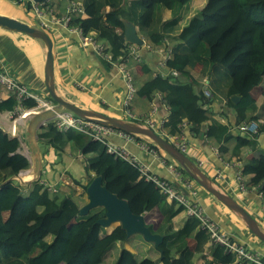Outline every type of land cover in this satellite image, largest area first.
I'll return each mask as SVG.
<instances>
[{
	"label": "trees",
	"instance_id": "obj_1",
	"mask_svg": "<svg viewBox=\"0 0 264 264\" xmlns=\"http://www.w3.org/2000/svg\"><path fill=\"white\" fill-rule=\"evenodd\" d=\"M69 1L80 3L86 16H73L69 27L84 35L95 34L114 61L129 56L123 21L134 24L152 47H166L173 41L167 47L171 52L165 62L167 74L151 77L136 87L135 95L147 101L160 96L161 102H156L167 107L163 128L168 137L181 134V125L187 124L194 135L220 144V155L226 152L223 146L230 140H235L233 156H238L242 147L258 146L256 139L241 128L257 118L248 117V113L258 111L251 92L264 80V0H205L193 16H186L185 4L189 1L182 0ZM27 9L31 10L30 3ZM165 11L170 13L169 19H164ZM141 68L144 74H150L146 67ZM197 68L198 78L192 74ZM203 79L207 81L210 97L204 95ZM232 96H240L241 100L234 104ZM45 98L53 102L49 96ZM218 99L225 103L227 111L234 113V125L212 118L213 104ZM34 106L33 100L20 105L15 97L9 96L0 102V113L15 114L20 108ZM233 130H237L236 134ZM258 132H264V123ZM38 142L59 153L70 145L73 150H83L84 155L93 154L86 160V175L90 177V172H95V176H101L107 190L126 201L134 214L150 212L156 206L159 224L156 228L145 224L151 233L163 237L160 249L170 264H195L196 255L203 260L202 264H236L234 254L226 252L223 246L210 244L209 235L199 228L197 219L187 217L175 229L173 219L184 208L175 201H167L154 183L140 179L139 172L129 163L108 154L104 144L73 130L61 133L52 123L38 133ZM152 147L157 149L155 145ZM21 150V140L0 128V264H103L114 246L129 242L120 226L106 233L95 223L104 217L103 209L79 217V206L71 191L60 196L51 194L40 180L30 185L9 181L30 167ZM241 174L251 176L248 186L257 188L264 201V151L246 162ZM71 180L83 190L88 183ZM171 184L189 197L179 184ZM208 243L207 258L204 252ZM137 249L132 252L121 249L113 264H154L153 254L160 255L158 251L150 252L152 258L141 259L137 256L142 249ZM114 256L115 253L110 264Z\"/></svg>",
	"mask_w": 264,
	"mask_h": 264
},
{
	"label": "crops",
	"instance_id": "obj_2",
	"mask_svg": "<svg viewBox=\"0 0 264 264\" xmlns=\"http://www.w3.org/2000/svg\"><path fill=\"white\" fill-rule=\"evenodd\" d=\"M54 1V4H50V1L46 4L52 11V15L59 19L66 16L68 9L74 4L68 0ZM27 4L26 1L0 0V15L26 22L43 29L49 34L53 44L54 58L51 84L55 92L81 109L127 121V117L122 112L126 87L117 70L114 67L106 66L102 59L89 47L81 46L75 33L69 32L60 25L50 23L46 29L42 28L33 12L27 9ZM164 14L165 19L170 18L168 11H165ZM81 17L86 18L85 15ZM159 47L155 46L151 50H147L143 46L129 45L126 48L129 52V58L126 61L127 69L133 76L136 86H140L157 74L162 76L167 74L168 69L163 65L164 54L158 52L159 50L157 51V49H160ZM134 53L137 54L139 61H135ZM44 63L45 47L39 40L0 27V73L5 72L32 92L44 93L46 97L48 91L45 86ZM142 66L146 67L150 74H144ZM197 70L199 71V68L192 71L196 78H198ZM261 84L251 92V96L258 105V111L255 114L248 113V117L255 116L257 118L242 125L248 127V130H244L245 133L256 139L258 146L255 149L242 147L239 155L233 156L232 149L235 140H230L223 146L226 148V152L219 155L218 148L221 145L213 139L196 136L189 130V127L183 128L180 135L186 141L187 149L183 154L188 160L191 172L196 176H200L202 181L206 182L212 189L223 193L242 207L264 234V201L257 188L248 186L251 176L241 174L243 165L249 160L259 157L264 151V132H258V127L264 123V85ZM7 98L8 94L0 85V101ZM158 100L160 101L159 95L153 97L152 101L135 96L132 102V111L135 117L140 120L151 119L155 123L166 121L167 107L163 103L158 106L156 102ZM224 105L225 103L220 99L216 100L213 104L214 114L212 118L222 124L227 121L234 125L235 115L227 111ZM12 114L9 112L0 113V128L10 137H13L11 134L15 133V136L21 140V153L30 163L26 173L31 174L32 179L36 178L34 180H40V182H46L51 187H55L57 189L56 194L60 196L63 195V192H72L76 188L71 179L77 181L84 179V185L88 182L89 177L86 175L85 164L86 160L91 158L93 154L84 155L83 150H73L70 145H67L62 153L56 152L47 146L41 150L38 140L35 143L26 136V118L13 120L11 118ZM208 124L209 122L205 125ZM164 131L167 134L165 129ZM236 131L233 130L232 133L236 134ZM138 141L152 144L151 141L145 138H140ZM168 141L174 146L175 140L173 142L172 139H168ZM109 142L112 145L124 148L147 168L151 175L158 179L177 183L183 187L184 181L174 178L169 169L149 152L143 151L134 143H127L117 136H111ZM157 149L163 157L169 159L159 148ZM169 162H172V160L169 159ZM176 167L182 169L178 164H176ZM181 172L183 178L189 180L192 190L195 191L194 197H191L188 193L189 198L203 209L206 216L235 241L247 245L264 257V243L255 237L242 217L206 192L184 170ZM239 175L243 177L244 190L240 189L237 180ZM63 180L66 181L64 184L62 183ZM13 182L18 184L22 181L15 178ZM160 194L162 195V193ZM75 202L81 207L87 203V200L80 202V205L77 201ZM185 220L186 215L182 211L173 219L174 228L179 229ZM106 233H110V231ZM209 246L208 243L204 252L207 258L209 257ZM148 248H150L149 245ZM127 250L132 252L130 248ZM152 256L149 257L152 258ZM153 260L154 264H163L157 263L158 260L154 258ZM202 261L199 255L194 257L195 264H202Z\"/></svg>",
	"mask_w": 264,
	"mask_h": 264
},
{
	"label": "built area",
	"instance_id": "obj_3",
	"mask_svg": "<svg viewBox=\"0 0 264 264\" xmlns=\"http://www.w3.org/2000/svg\"><path fill=\"white\" fill-rule=\"evenodd\" d=\"M19 1H26V3H30V11L33 12L35 18L38 20L42 28L46 29L50 24L60 25L61 27H64L69 32H73L77 35L81 46L85 48L89 47L100 59L108 63L111 67H114L121 75L126 87V96L124 99L122 111L123 114H125L127 119L145 125L149 129L156 132L158 135L168 137L165 134L163 128V124L165 121H163L162 123H155L151 119L140 120L136 118L131 111V104L136 95V89L133 85L132 75L130 74L126 65V61L129 56L124 60L119 59L117 61H114L111 54L106 51V46L96 39L95 34L90 33L88 35H84L79 29L69 27L73 16L80 17L83 15L80 3H74L73 5H71L66 16L59 19L56 16L52 15V11L48 8V5L46 3L49 0H46L45 3H33L30 0ZM143 47H145V49L147 50H151L153 48L150 45H143ZM158 50L159 49H157V51ZM158 52L164 54L163 65L165 66V62L171 57L170 49H160ZM134 59L135 61H139L137 54L135 53ZM202 83L204 86V95L206 97H210L211 95L209 90L207 89L206 79H203ZM0 85L5 89L8 97H15V100L20 105L22 102L27 100H33L35 102V106L30 109H18V111L13 114L15 116L18 113L20 115L18 119H21L24 114H27V117H29L31 115H34L35 113L52 110L55 106L53 102L47 100L46 98L42 99L26 86L16 82L5 72L0 73ZM11 118H13V116ZM49 123H52V125L61 133L73 130L89 136L92 141L104 144L107 148L108 154L114 157H118L129 163L135 170L139 172L140 178L144 179L147 182L154 183L167 201H175L178 205H181L184 208L183 212L185 213L186 218L188 217L197 219L200 223L199 228L204 230L209 235L210 244L223 246L226 249V252L234 254L236 257V264H264V257L253 251L247 245L235 241L229 234L223 232L215 222H213L206 216L203 209L196 202H193L189 197H186L185 195L179 193L170 182L158 179L157 177L151 175L148 172L147 168H145L134 156H131L124 148L112 145L109 142V138L111 136H117L127 143H134L141 150L149 152L155 158H158L159 161L169 169L174 178L182 182L184 181L183 188L189 193L191 197H194L195 191L192 190L189 180L184 179L182 172L178 167H176V164L173 161L169 162V159L163 157L158 149L152 147L153 144L148 142L146 143L145 141H138V139L140 138L135 135L128 134L108 125L87 121L75 116L68 111H62L61 113L55 115L52 119L46 121L43 125V128H46ZM186 127H188L187 124H182L181 130ZM241 129L248 130V128L244 126ZM11 135L13 137H16L15 133H12ZM168 139H172L173 142L175 140L174 146L180 152H186L187 145L182 135L178 134L174 137H168ZM237 180L240 185V189L244 190L243 177L239 175L237 177ZM41 183L51 194L57 193V189L55 187H51L46 182Z\"/></svg>",
	"mask_w": 264,
	"mask_h": 264
},
{
	"label": "water",
	"instance_id": "obj_4",
	"mask_svg": "<svg viewBox=\"0 0 264 264\" xmlns=\"http://www.w3.org/2000/svg\"><path fill=\"white\" fill-rule=\"evenodd\" d=\"M32 1L35 3H41L45 0ZM123 25L125 44L142 47L144 45V41L138 35V30L136 29L134 24L128 21H123ZM0 27L37 39L45 47V86L48 91V96L54 102L55 106L52 110L35 113L34 115L26 118V136L37 143L38 131L42 129L44 123L52 119L58 113H61L62 111H68L75 116L87 121L108 125L128 134L135 135L138 138H145L146 140L151 141L153 145L159 148L166 156L172 159V161L176 162V164L182 167V169L186 173H188L193 178V180L196 181L206 192L210 193L230 210L238 213L242 217L248 228L255 235V237H257L264 243V234L258 229L256 223L246 213V211L223 193L212 189L209 185H207L206 182L202 181L200 176L194 175L191 172L190 167L188 166V160L185 155L180 152L175 146H173L169 141H167L145 125L130 120L122 121L102 115L97 112L84 110L60 97L55 92L51 84L54 64L52 52L53 44L49 34L46 31L40 28H36L26 22L4 15H0ZM230 100L232 101V103L237 104L241 100V97L232 96ZM26 172L27 171L20 172L16 177L10 178L9 181H13V179L15 178H17L18 180L23 179L22 182L18 183L20 185H30L32 182L36 181H25L24 178H22V175ZM4 184L5 183H3L2 185ZM84 193L87 196V203L79 207V217H85L91 211L102 208L105 212L104 217L97 219L95 221L96 224H98L103 229H107L110 226L117 224L125 232L126 238L135 235L141 236L142 240H144L146 243H151L153 247L159 252L160 258L158 261L164 259L162 251L160 249V245L163 242V237L151 233V231L145 224V213H141L139 215L134 214L126 201L118 198V196L110 193L107 190V188L103 185L101 176H94L91 181L87 183ZM122 244V242L119 243L120 246Z\"/></svg>",
	"mask_w": 264,
	"mask_h": 264
},
{
	"label": "rangeland",
	"instance_id": "obj_5",
	"mask_svg": "<svg viewBox=\"0 0 264 264\" xmlns=\"http://www.w3.org/2000/svg\"><path fill=\"white\" fill-rule=\"evenodd\" d=\"M10 1H12V0H10ZM50 2V4H54L55 3V1L54 0H49ZM130 0H125V2H129ZM187 1H189L188 3H186ZM182 2H185L186 4H185V6L186 7H188V9H187V11H186V16H193V15H195L201 8H202V6H203V4H204V2H205V0H182ZM51 6V5H50ZM190 7V8H189ZM164 19L166 18L165 17V14H164ZM169 18V17H168ZM36 28H38V27H36ZM139 33V32H138ZM142 39H143V41H144V46H147V45H150L149 43H147V39L145 38V36H144V38L142 37V35L139 33L138 34ZM146 39V40H145ZM146 41V42H145ZM173 41H169V44H168V46H163V45H161L159 48L160 49H162V50H166L167 49V47H171L172 45H173V43H172ZM159 49V50H160ZM132 80H133V85H134V87H135V89H136V87H138V86H136L135 85V83H134V79H133V76H132ZM261 85H264V81L262 82V84ZM34 93H36L39 97H41L42 99L43 98H45V96H44V93H41V92H34ZM133 102V101H132ZM131 111H132V104H131ZM133 112V111H132ZM134 114V113H133ZM125 115V114H124ZM12 116H13V118L12 119H16V118H18L20 115L17 113L15 116L12 114ZM129 120V119H128ZM130 121H132V120H130ZM244 127H247V126H244ZM248 128V127H247ZM42 129H43V127H42ZM42 129H40L39 131H38V133L42 130ZM161 136V135H160ZM161 137H163V136H161ZM164 139H166V137L164 136L163 137ZM167 140V139H166ZM168 141V140H167ZM39 147L41 148V150L43 149V148H45V145H43V144H41V143H39ZM219 154V153H218ZM220 155V154H219ZM170 159V158H169ZM170 160H172V159H170ZM174 162V161H173ZM174 163H176V162H174ZM181 169V168H180ZM181 171H183L182 169H181ZM92 173V174H91ZM90 177H94L95 176V172H90ZM89 177V178H90ZM34 179H36V178H34ZM34 179H30L29 181H34ZM84 179H80V181L83 183V185H84V181H83ZM188 180V179H187ZM86 181V180H85ZM66 181L65 180H63L62 181V183L64 184ZM14 183V182H13ZM69 184V183H68ZM67 184V185H68ZM71 187V186H70ZM75 188V187H74ZM73 188V189H74ZM74 191V192H73ZM72 191V193H74V195H73V199L75 200V201H77L78 203H79V205H80V202H82V201H86L87 200V196H86V194L84 193V190L82 189V188H78V187H76L74 190ZM102 209V208H101ZM151 209H153V208H151ZM98 210H100V208H98ZM98 210H96V211H98ZM145 222L147 223V224H150V225H152V227L153 228H156L157 227V225L159 224V222H160V215H159V210H158V208L155 206V209H153V210H150V212H148L146 215H145ZM116 226H118L117 224H115V225H112V226H110L109 228H107V229H104L103 231H105V232H107V231H111V229H113L114 227H116ZM133 238V239H132ZM148 245H149V247L150 248H148ZM132 247V248H131ZM128 248H130V249H134V248H138L137 250H139L140 251V249H142V251H140L139 252V256H137L138 258H147V257H149L150 256V252L153 254L154 252H156L157 250L153 247V245L151 244V243H146L144 240H142V238H141V236H138V235H135V236H131V237H129V242H127V243H123L121 246L120 245H118V246H114V248L111 250V252L105 257V259H104V261H103V264H110V262H111V259H112V257H113V254L115 253V256H114V260L112 261V263L111 264H113L114 263V261H115V259L117 258V256H118V254H119V250H121V249H124L125 251H128L129 252V250H127ZM154 255V259H156V260H159V256H158V254L156 255V254H153ZM157 263H163V264H170V262H167L165 259H161L160 261H157Z\"/></svg>",
	"mask_w": 264,
	"mask_h": 264
},
{
	"label": "bare ground",
	"instance_id": "obj_6",
	"mask_svg": "<svg viewBox=\"0 0 264 264\" xmlns=\"http://www.w3.org/2000/svg\"><path fill=\"white\" fill-rule=\"evenodd\" d=\"M30 1L33 2L32 0H30ZM45 2H46V0H45L44 2H41V3H45ZM33 3H35V2H33ZM2 116H3V115H2ZM23 117L28 118V117H27V114H24ZM23 117H21V118H23ZM2 118H3V117H2ZM11 126H12V125H11ZM22 177H23L24 180H26V181H29L30 179H32V176H31V174H29V173H23ZM21 181H23V179H22Z\"/></svg>",
	"mask_w": 264,
	"mask_h": 264
}]
</instances>
